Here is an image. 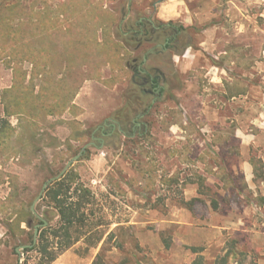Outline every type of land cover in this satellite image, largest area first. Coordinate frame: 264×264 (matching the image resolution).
<instances>
[{
  "label": "rangeland",
  "instance_id": "obj_1",
  "mask_svg": "<svg viewBox=\"0 0 264 264\" xmlns=\"http://www.w3.org/2000/svg\"><path fill=\"white\" fill-rule=\"evenodd\" d=\"M100 1L114 16L107 29L126 18L129 0ZM158 1L135 0L133 19L141 16V6ZM66 2L0 0V264L40 263L37 252L23 247L30 246L35 228L41 224L33 217L29 218L30 226L19 224V216L33 205L36 211L44 185L58 177L86 146L84 155L69 169L96 195V203L87 212L88 222L104 238L96 248L91 247L92 241L82 239L59 259L67 254L68 264H94L101 254L103 264H194L200 258L203 264H264V68L252 74L256 61L244 57L238 65L246 72L224 74V92L228 94V86L240 84L248 89L243 96L249 94L244 103L228 104L221 101V89L210 84L205 70L177 77L170 53L154 55L146 68L155 75L152 66L160 65L166 70L158 69L166 80L161 83L163 94L159 91L151 95L154 89L150 85L144 91L134 81L135 67L142 64L150 45L133 53L137 42L124 35L132 28L130 22L123 30L119 25L116 31L122 69L116 71L106 63L111 48L104 51L93 45L87 50L83 46L79 26H84L86 18L90 22L98 20L99 2H92L88 8V2L81 0V8L76 9L82 13L89 9L92 15H72L55 36L38 28V18L45 19L44 14L50 12L55 15L60 4ZM68 9L72 13L73 8ZM220 10L224 14L225 5ZM256 11L264 14V6ZM147 16L155 18L152 9ZM72 20L76 24L67 30ZM257 21L259 30L254 39L249 33L253 27L247 25L244 41H239L248 46L245 55L252 51L263 54L264 17L259 16ZM225 27L234 29L227 23ZM107 29H101L100 36L109 38ZM9 30L16 39L8 35ZM87 37L91 41L94 34L89 31ZM27 39L36 47L31 52L24 47ZM42 40L47 53L50 49H67V57L74 52L77 70H87L90 63L93 70L101 67V80L89 76L63 115L45 116L40 104H53V98H48L36 101L35 118L8 117L7 108L12 103L8 92L16 82V71L22 69L26 74L28 91L38 94L44 86L58 90L57 85L34 77L38 72L33 60L42 59L35 53ZM201 40L202 34L188 30L173 51L181 53L188 45L196 49ZM163 41L159 38L153 44ZM86 53L93 55L87 59ZM260 61H264L263 55ZM250 84L255 87L250 89ZM180 86L181 97L173 93ZM80 94L82 98L76 103ZM240 111L245 114V131L254 135L249 153L255 172L251 187L234 168L241 157L242 138L235 136L239 126L233 118ZM115 122L121 128L114 129L111 123ZM107 124L110 126L103 130ZM4 128L10 138L1 135ZM215 130H228V134L217 135ZM216 146L224 148L221 159ZM199 177L205 180L204 187H200ZM190 186L196 189L190 190ZM194 198L199 201L192 209L189 203ZM38 214L53 224L58 221L56 211L47 204L39 207Z\"/></svg>",
  "mask_w": 264,
  "mask_h": 264
},
{
  "label": "trees",
  "instance_id": "obj_2",
  "mask_svg": "<svg viewBox=\"0 0 264 264\" xmlns=\"http://www.w3.org/2000/svg\"><path fill=\"white\" fill-rule=\"evenodd\" d=\"M85 2H88L87 7L90 8L92 2H95V0H85ZM80 3L81 0H68V2L60 4L55 15H52V12H50L44 14L43 17H45V19H42L41 17L38 18V28L40 29L43 27V32L47 30L48 32L46 33L51 34V36H55L58 29L60 30L63 25L65 26V21H67L68 18L70 19L72 15L78 17L91 16L92 13L91 10L89 11V9L85 13L84 11L82 13L80 10L76 9L79 7ZM70 7L73 8L72 13H69L68 8ZM99 8L101 10L99 12L98 20H91L92 22H90V18H86L84 26H79V38L84 41L82 44L87 50H89V47H93V45H97V47L101 46L104 51H107L108 47L111 48L112 55L111 58L106 61V63H108L113 69H121L120 66L122 57L119 51L120 46L112 39L105 37L103 43L98 44L97 32L100 29H105L106 26L110 25L114 19L113 14L105 10L102 3ZM102 16L103 18H101ZM73 24H76V22L74 23L73 20L70 21V24L66 25L68 28L67 30H70ZM9 31L10 33L8 35H10L12 39H16V36L13 35V30ZM89 31L94 34V37L92 38L93 41H87L88 39L90 40V38L87 37ZM177 31L183 32L185 29L180 27ZM30 40L27 39L26 42H23L25 43V49H27L29 52H31L33 48L36 49V47H33V43ZM72 42L73 41L71 40L70 43L72 44ZM45 46L46 45H43L42 40L39 47H37V51L35 52L36 55L40 56L42 59L40 62L33 60L34 67H36V72H38L34 74V77H41L44 81L57 85L58 90L53 91L44 86L41 88L38 94H35L34 91H28V85L25 84L27 77L26 74L25 76L23 75L22 69L16 71V82L14 83L13 88L8 92L12 98V103L11 105H8L7 108L8 117L15 115H26L29 119L35 118L36 111L38 110L36 101L42 102L41 99L48 98H53L54 103L48 104L44 102L40 104L47 113L45 116L63 115L70 109L74 98L78 94L80 85L84 81L88 80L89 76L91 78L94 77L95 79L101 80V67L99 69L97 68L93 70L90 63L86 64L88 66L87 70H77L74 59L77 55L74 52L70 55H67L66 57L65 55L68 54L67 49L65 52L57 50L52 51L50 49L47 53V50H44V48H46ZM92 55V53L85 54L87 59ZM154 72L155 78L152 80L154 83L151 86L152 88H156L161 85L158 76H160L163 81L166 80V76L163 73L158 70H155ZM137 73H140V71L137 70ZM151 78V75H148V80H151ZM239 85L240 84H235L232 87L228 86V97L233 98L247 94V87L244 85ZM163 92L164 90H161L160 94H163ZM8 128L12 129L11 126ZM6 129L7 128H4L1 131V135L10 138L11 136L7 135ZM162 181L165 180L162 179ZM199 182L198 183L200 184V187L205 186V180L202 179V177H199ZM197 201L199 200L194 199L189 203L192 209ZM95 203L96 195L94 194L93 190L81 181L79 175H77L73 169H68L60 180H56L48 186L44 196H42L38 208H36V214L30 208L23 210V212L20 214L18 220L19 224L27 223L30 226L29 218L33 217L37 219L42 225L44 224V221L38 214L39 207L41 208L43 205L47 204L56 211L58 218L56 224H53L51 219L45 220L48 222V226L40 230L37 244L32 249H26V251L37 252L41 257L39 264H54L62 254L71 249L82 239L92 241L91 247L96 248V246H98L103 241L104 235L99 229H92L88 222L89 216L87 212ZM214 203L215 209H217V203ZM85 228H89V230L84 232ZM30 243V245L34 244V235L32 236ZM193 251L198 253V250L195 248H193ZM201 260L202 258L196 260L194 264H203ZM94 264H103L101 254L98 255Z\"/></svg>",
  "mask_w": 264,
  "mask_h": 264
},
{
  "label": "crops",
  "instance_id": "obj_3",
  "mask_svg": "<svg viewBox=\"0 0 264 264\" xmlns=\"http://www.w3.org/2000/svg\"><path fill=\"white\" fill-rule=\"evenodd\" d=\"M95 2H99L101 4L100 0H95ZM134 3L135 0H129L127 4L129 11L126 18L124 20L120 19L118 23L114 24L111 28L112 30L107 29L111 27V24L108 25L109 27L106 26L105 29L111 32L108 39H112L118 43L119 41L116 36L117 28L121 25L120 30H123L124 26L130 22L131 27L134 29L130 28L124 35L130 36L135 40L134 33H137L138 25H142V23H146V21L150 23L163 24L167 28H170V24L179 28L183 27L185 31H183L181 35L188 30L194 31L195 34H202V40L197 44L196 49L193 45H188L181 51V53H176L173 50L162 51L159 48L154 50L156 44L153 43L144 42L143 46L145 44L150 45L146 52L153 50L151 56L155 55L161 57L170 53L171 60L174 63L173 73L177 77L187 74L194 75L200 72V70H205L210 84L214 86L215 89H221L220 98L222 102H227L228 104H238L239 102L244 103L245 99H249V94L247 96L242 95L240 97H228V94L224 92V89H222L224 88L223 79L225 78L224 74L227 75L235 71H244L242 68H239L238 65L244 57L251 58L253 61H256L250 71L252 74L261 72L262 68H264V61H260L261 56H264V51L263 54L260 51L256 52V54L255 51H252L251 54L246 53L245 55L244 49H247L248 46L243 45V42L239 43V41H244L243 33H247V30H249L247 25H249V28L251 26L253 27L252 32L249 33H251L252 38L254 39L255 31L259 30L257 21L258 17H264V14L259 15V11L256 10L260 9L262 5L264 6V0H160L149 6H141L143 10L140 12L141 16L138 19H133L134 11L132 8ZM222 5H225L224 14L220 10V6ZM104 9L106 10V8ZM149 9L153 10L155 18L150 19V17L147 16V11ZM222 15H224L223 19L221 17ZM218 18L220 19L219 21L217 20ZM225 23L231 25L234 29H229L230 31H228V27H225ZM147 25L150 26V24ZM197 28L202 29V31L198 33L196 30ZM105 29H103V32ZM100 31L101 29L97 32L98 44H101L104 41V37L99 34ZM141 37L142 36H140L138 41H136L137 46L139 44V40H143V37L142 39ZM221 43H223L222 45L224 49H220L222 47ZM135 52H137L136 49L133 53ZM151 56L149 57L147 64H151ZM221 60H226V64L220 62ZM123 66L124 65L120 66L121 69ZM152 67L166 73V70L158 64ZM114 70L118 71L119 68ZM230 79L232 80V77ZM88 84L89 82H87L86 85ZM188 84L191 85L190 81H188ZM254 87L255 84H250V89H253ZM176 92H178L179 97L182 96L181 94L183 93L181 86L174 88L173 93L176 94ZM82 94L78 96L76 103L82 98ZM204 113H207L205 109ZM244 118L245 114L242 111L237 113V115L233 118V123L236 121L239 126L236 129L235 136L237 138H242V142L240 144L241 157L238 158V162L234 168L240 170V173L244 176L246 183H248L251 187L254 183L255 172L249 153L254 135H249L245 131L243 127ZM214 134L225 136L228 134V130H215ZM217 148L219 149L218 157L220 156L221 159V151H223L224 148L216 146V150ZM222 166L224 165L222 164L221 168ZM189 189L191 190L196 188L195 186H190ZM54 264H68L67 254L58 259Z\"/></svg>",
  "mask_w": 264,
  "mask_h": 264
},
{
  "label": "flooded vegetation",
  "instance_id": "obj_4",
  "mask_svg": "<svg viewBox=\"0 0 264 264\" xmlns=\"http://www.w3.org/2000/svg\"><path fill=\"white\" fill-rule=\"evenodd\" d=\"M147 24H150V26ZM132 29H134V28H132ZM178 29H179V27H175L172 24H170V28H167L163 24L150 23L147 21H146V23H142V25H138V31H137V33H134V37H135V40L138 41L140 36H142L143 40H141V41L139 40V44H138L136 51L140 50L143 47L144 42L145 43H154L159 38H163L164 41H163V43H157L154 50H156L158 48L161 49L162 51L176 50L179 46L180 36L182 33V32H178L177 31ZM142 37H141V39H142ZM152 52H153V50L146 52L144 57H143L142 64L135 67L134 81L136 82L137 86L140 87L142 90H144L147 85L152 86L154 84L152 80L155 78V75L150 73V71L147 70V68H146L147 61H148L149 57L151 56ZM137 70H139L140 73H137ZM155 70H158V69H155ZM155 70H153V71H155ZM148 75H151V77H152L151 80H148ZM158 78H159V81L161 83L165 82V81H163V79L160 76H158ZM153 89H154V91L149 92L151 95H155L156 92L164 90L165 87L159 85L158 87L153 88ZM144 91H146V90H144ZM140 117H143V116H140ZM111 125L113 126L114 129H116V127H118V126H119V128H121V126L118 125V122L111 123ZM139 125L140 124H138V126ZM109 126H110V124H107L105 127H103V130ZM120 131H121V129H120ZM109 135H111V134H109Z\"/></svg>",
  "mask_w": 264,
  "mask_h": 264
},
{
  "label": "water",
  "instance_id": "obj_5",
  "mask_svg": "<svg viewBox=\"0 0 264 264\" xmlns=\"http://www.w3.org/2000/svg\"><path fill=\"white\" fill-rule=\"evenodd\" d=\"M88 148V146H86L85 148H83L82 152L76 156L72 161H70L67 165V167L65 168V170L56 178H53L51 180H49L45 185H44V188H43V191H42V194L39 196V198L37 199L36 203L39 202L41 199H42V196L43 194L45 193L46 189L48 188L49 185H51L54 181L56 180H60L63 175L67 172V170L77 161L80 160V158L84 155L86 149ZM32 211L36 214V211H35V205H33L32 207ZM44 221V224L42 225H37L36 228H35V235H34V244L33 245H30V246H26V247H23V248H30L32 249L36 244H37V241H38V238H39V234H40V230L41 228H46L48 226V222L43 220ZM18 252H20V250H18Z\"/></svg>",
  "mask_w": 264,
  "mask_h": 264
}]
</instances>
